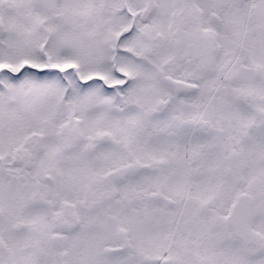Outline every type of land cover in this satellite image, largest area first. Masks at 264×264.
<instances>
[{
    "label": "snow or ice",
    "instance_id": "1",
    "mask_svg": "<svg viewBox=\"0 0 264 264\" xmlns=\"http://www.w3.org/2000/svg\"><path fill=\"white\" fill-rule=\"evenodd\" d=\"M0 264H264V0H0Z\"/></svg>",
    "mask_w": 264,
    "mask_h": 264
}]
</instances>
